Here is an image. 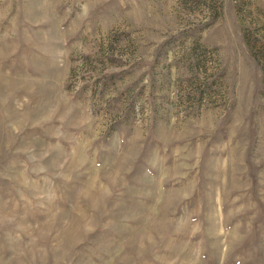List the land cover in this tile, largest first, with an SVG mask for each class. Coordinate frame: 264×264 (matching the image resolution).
<instances>
[{
	"label": "rangeland",
	"instance_id": "rangeland-1",
	"mask_svg": "<svg viewBox=\"0 0 264 264\" xmlns=\"http://www.w3.org/2000/svg\"><path fill=\"white\" fill-rule=\"evenodd\" d=\"M0 264H264V0H0Z\"/></svg>",
	"mask_w": 264,
	"mask_h": 264
}]
</instances>
